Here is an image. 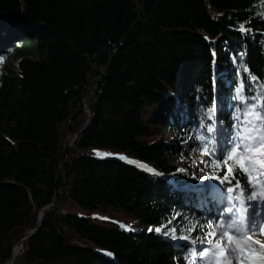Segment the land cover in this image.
Here are the masks:
<instances>
[{"label":"trees","instance_id":"trees-1","mask_svg":"<svg viewBox=\"0 0 264 264\" xmlns=\"http://www.w3.org/2000/svg\"><path fill=\"white\" fill-rule=\"evenodd\" d=\"M262 86L264 0H0V264L40 224L15 264H203L229 204L172 142L224 176Z\"/></svg>","mask_w":264,"mask_h":264},{"label":"snow or ice","instance_id":"snow-or-ice-1","mask_svg":"<svg viewBox=\"0 0 264 264\" xmlns=\"http://www.w3.org/2000/svg\"><path fill=\"white\" fill-rule=\"evenodd\" d=\"M240 30H245L243 25ZM243 87L241 84L237 91H243ZM251 99L254 102L248 104L243 118L240 115L236 117L239 121L238 131L235 140L229 142L227 156L221 154L218 157L223 166L227 167L226 174L222 178L215 174L212 176L213 179L219 178L221 184L229 185L224 200L230 199L233 203L228 208L227 217H220L218 223L206 233L205 242L208 247L199 250V260L203 264H264V240L259 239L264 236V208L260 207L264 205V95L253 96ZM209 131L212 129L209 128ZM200 140L204 141L205 137L200 136ZM205 154H208L207 151ZM97 155L103 157L106 154L97 152ZM229 161L232 163L229 164ZM140 166L152 171L146 165ZM206 166L217 168L221 164L212 160ZM234 169H238L246 177L243 185L234 174ZM253 201L257 203H251ZM195 228L196 225L193 224L187 231L190 234ZM156 231L160 229L157 228ZM180 239L187 240L189 236H182ZM191 243L196 244L197 241L193 239ZM196 251L193 250V258L189 260V264H196Z\"/></svg>","mask_w":264,"mask_h":264},{"label":"rangeland","instance_id":"rangeland-1","mask_svg":"<svg viewBox=\"0 0 264 264\" xmlns=\"http://www.w3.org/2000/svg\"><path fill=\"white\" fill-rule=\"evenodd\" d=\"M19 63L20 61L18 59H13L11 61V64L15 70V73L17 74H19V70H18ZM219 105L221 106V108L230 107V103L228 102L225 96L221 97ZM163 133L165 134L166 137H172V138L175 137L168 130L163 129ZM206 141L210 142L209 139H207ZM190 143L193 144L194 141L191 139ZM172 145L178 149L176 151L177 153H175L176 156L173 158L172 162L176 164L182 171L188 173L189 175L195 177L197 180L200 181V185L192 189L193 193L199 196H202V195L209 196L210 198L219 197V198L224 199V197L227 196V192H226L227 183L221 184L219 178L217 179L212 178L214 174L217 177L222 178L223 170L220 167L213 168L211 166H206V165H209L210 162L213 160L210 153L206 155L205 153H201L199 151L188 149L187 153L181 159H179L178 157L182 153V148L175 139L172 142ZM222 189L225 191H221ZM227 202L229 206L231 203H233L230 199L227 200ZM224 205H226V203ZM69 212L74 213L75 215H79V216H86L87 214L85 210L79 207L70 209ZM227 215H228V211L226 212V217ZM94 217H95V214H94ZM226 222H227V219H226ZM136 230L137 232L141 233L143 231V227L138 226ZM259 239L264 240V236H260ZM190 240L192 241V239ZM18 250L19 251L17 252V255L20 254V251H21L20 248Z\"/></svg>","mask_w":264,"mask_h":264},{"label":"water","instance_id":"water-1","mask_svg":"<svg viewBox=\"0 0 264 264\" xmlns=\"http://www.w3.org/2000/svg\"><path fill=\"white\" fill-rule=\"evenodd\" d=\"M42 218H43V215L41 216V220H40V222L42 221ZM40 225H41V224H40ZM40 225H39L38 230L40 229ZM38 230H35V231L30 232L29 235L23 240V242H25V241L31 239V238H32V237L38 232ZM23 242L21 243V247H22V245H23ZM18 255H19V254H18ZM18 255H17L16 257H12V261H11L10 264H15Z\"/></svg>","mask_w":264,"mask_h":264},{"label":"bare ground","instance_id":"bare-ground-1","mask_svg":"<svg viewBox=\"0 0 264 264\" xmlns=\"http://www.w3.org/2000/svg\"><path fill=\"white\" fill-rule=\"evenodd\" d=\"M16 249H17V248H16ZM16 249H15V250H16ZM21 249H22V247L20 246V250H21ZM15 250H14V252H15ZM13 254H14V253H13ZM18 256H19V255H18Z\"/></svg>","mask_w":264,"mask_h":264}]
</instances>
